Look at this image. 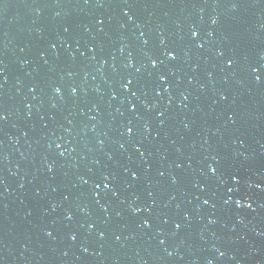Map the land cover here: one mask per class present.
<instances>
[{
    "label": "water",
    "instance_id": "95a60500",
    "mask_svg": "<svg viewBox=\"0 0 264 264\" xmlns=\"http://www.w3.org/2000/svg\"><path fill=\"white\" fill-rule=\"evenodd\" d=\"M0 264H264V0H0Z\"/></svg>",
    "mask_w": 264,
    "mask_h": 264
},
{
    "label": "snow or ice",
    "instance_id": "6c2138e0",
    "mask_svg": "<svg viewBox=\"0 0 264 264\" xmlns=\"http://www.w3.org/2000/svg\"><path fill=\"white\" fill-rule=\"evenodd\" d=\"M169 55H171V53H169Z\"/></svg>",
    "mask_w": 264,
    "mask_h": 264
}]
</instances>
